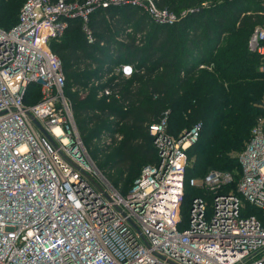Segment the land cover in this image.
<instances>
[{
    "label": "built area",
    "instance_id": "2783aa9c",
    "mask_svg": "<svg viewBox=\"0 0 264 264\" xmlns=\"http://www.w3.org/2000/svg\"><path fill=\"white\" fill-rule=\"evenodd\" d=\"M129 5L160 25L177 21L154 0H26L18 24L0 28V264H264L263 118L237 155L239 169L188 180V151L201 124L172 136L167 112L149 127L157 162L126 194L89 155L51 43L71 20H81L93 42L89 17ZM248 47L264 66V23ZM133 69L123 64L115 72L129 78ZM30 87L40 99L28 105ZM110 94L105 88L98 98ZM187 185L198 194L184 217Z\"/></svg>",
    "mask_w": 264,
    "mask_h": 264
},
{
    "label": "trees",
    "instance_id": "16d2710c",
    "mask_svg": "<svg viewBox=\"0 0 264 264\" xmlns=\"http://www.w3.org/2000/svg\"><path fill=\"white\" fill-rule=\"evenodd\" d=\"M25 2L0 0L2 30L18 24ZM154 2L177 16L174 25L156 23L140 6L113 7L89 17L93 42L82 21L71 20L63 37L51 43L83 143L123 194L144 167L157 162L149 127L167 112L172 136L201 124L199 140L188 151V180L239 169L237 155L264 119V66L248 47L254 28L264 23V0ZM123 64L134 67L129 78L115 72ZM36 88L30 87L34 98L28 105L40 99ZM105 88L110 96L99 99ZM104 134L121 139L105 145ZM197 194L187 185L184 217Z\"/></svg>",
    "mask_w": 264,
    "mask_h": 264
},
{
    "label": "water",
    "instance_id": "95a60500",
    "mask_svg": "<svg viewBox=\"0 0 264 264\" xmlns=\"http://www.w3.org/2000/svg\"><path fill=\"white\" fill-rule=\"evenodd\" d=\"M35 123L40 127V129L42 130L43 134L48 137L49 139H51L50 135L47 133V131H45L36 121ZM189 131H183L181 133V135L179 136V138L183 137L184 135H186Z\"/></svg>",
    "mask_w": 264,
    "mask_h": 264
},
{
    "label": "rangeland",
    "instance_id": "374dc122",
    "mask_svg": "<svg viewBox=\"0 0 264 264\" xmlns=\"http://www.w3.org/2000/svg\"><path fill=\"white\" fill-rule=\"evenodd\" d=\"M173 13V12H172ZM256 24H253V25H250L249 28H248V31L247 33L249 34L251 29L255 26ZM92 158V157H91ZM93 159V158H92ZM95 161V160H94ZM99 167V166H98ZM105 173V172H104ZM106 177H107V174L105 173Z\"/></svg>",
    "mask_w": 264,
    "mask_h": 264
}]
</instances>
